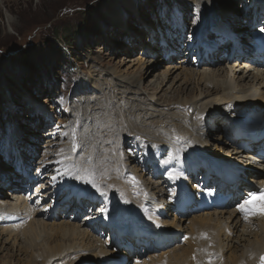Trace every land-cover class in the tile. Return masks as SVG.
I'll return each mask as SVG.
<instances>
[{
	"label": "bare ground",
	"instance_id": "1",
	"mask_svg": "<svg viewBox=\"0 0 264 264\" xmlns=\"http://www.w3.org/2000/svg\"><path fill=\"white\" fill-rule=\"evenodd\" d=\"M213 1L180 2L185 7L189 6V3H196L202 7L200 22L195 24L199 31L197 39L200 41V35L204 39L206 54L215 59L212 65L204 66V70L201 71L170 65L161 74H153L156 64L152 61L141 62L143 74L153 76L151 80L154 81L148 85H145V80H135L134 76L123 75L117 79L116 75L104 72L98 73V77L92 80L91 77L83 75L76 84L73 96L77 97L73 110L80 112L78 114L82 120L74 119V122L79 125L88 119L97 123L88 127L90 132L99 133L95 149L85 147L75 152L69 142L66 152L57 156L56 164L45 167L44 176L41 177L50 179L51 174L56 173L57 180L51 181V188L47 187L39 195L30 193V196H27L22 192V183H18V178L21 177L12 175L8 177L9 180L3 179L2 173L7 171L0 169V253L6 252L2 264H117L115 258L121 257L126 260V255L129 254L126 248L122 247L126 243L125 240L145 243L150 237L152 240L149 246L155 248L156 243L161 244L163 240L169 242L173 237H179V232L186 234L183 240L191 245V249L184 246L175 248L168 246L165 248L168 252L159 251L163 254L147 253L146 260L149 259L151 264H261L260 257L264 256L262 206L247 207L249 209L247 218L245 213L240 211L242 203L230 208H215L210 196L214 187L207 189L206 186L211 182L210 178L232 177L233 187H237L239 181L241 183L239 189L246 187L245 176L241 174L244 170H238L240 173L236 171V167L239 169L240 165L245 166L246 174L251 175L252 178H249L251 183H255L254 178L258 177V184L264 185L262 163L256 162L255 156L242 148L245 143L247 148H253L258 144L252 142V147H249L250 140L264 141V138L258 137L260 125L253 115L249 116L250 119L239 120L243 113L252 110L253 107H258L257 109L264 114V64L254 62V58L261 54L252 47L253 32L261 25L258 24V20L264 14V0H249L248 5L236 9L235 5L230 7L234 10L226 15L234 13L235 18L232 21L225 17L226 15L220 14L225 0ZM118 2H121L119 11L105 9L110 27L120 30L122 37L133 36L127 30L129 16L141 22L140 6L137 2L134 5L125 0ZM230 5L232 6L231 3ZM124 9L127 13H124L125 17H120L118 13ZM249 14L251 33L240 21H245ZM8 22L10 26H16L13 17L9 18ZM222 25L226 28H222ZM231 27L237 28L235 31L245 32L246 35L236 36L239 32L230 35ZM111 28L108 31L113 33ZM208 32H214L221 41L230 39L226 49L233 53L231 56L228 52V58L234 57L233 59H221L219 56L215 58L217 46L214 43L210 45ZM143 39L134 38L131 41L129 48L132 53L137 45H148L147 40ZM87 41H90L89 38ZM120 44V49H123L124 44ZM157 48L155 45L149 46L146 51L148 54H155L161 51ZM159 56H162V52L158 54ZM176 62L179 63L178 60ZM113 71L119 75L117 71ZM177 71L179 72L172 80V75ZM178 77L184 78L185 82L172 89L166 86L165 81L175 87ZM95 85H98V90L105 87L107 90L104 92L105 97L93 100L95 103L90 111L89 108L82 109L78 102H81L84 95L89 92L97 93V88H92L96 87ZM191 85L194 86V90L186 93ZM182 87L184 89H181ZM171 90L175 92L174 99L164 100L159 97L161 91L168 94ZM108 97L111 99L103 102ZM126 103L129 107L124 112L119 106ZM29 104L34 105V108L31 107V113L37 114L34 103L28 101L23 108ZM163 105L169 111L162 110ZM173 110L180 112L175 113ZM99 112H103L104 115L96 116ZM19 114V110H12L9 117L18 119L21 128L27 131L31 115L29 119L27 115L23 121ZM225 116L228 119H225L224 124H220V120L223 121ZM213 125L225 130L216 133V139L210 137ZM111 130L116 131V134L107 137L106 134ZM13 131L15 132L14 126ZM232 134L235 136L232 137ZM141 140L159 143L161 146L167 145L173 152L170 163L165 164V158L155 162V166L160 165L159 171H162L160 177H167L166 184H159L161 178L153 179L152 183L142 179V174L135 171L129 174L127 162L129 159L138 160ZM210 140L219 143L218 155L212 153L211 147L215 145L211 144ZM129 143H135L130 157L122 149ZM234 160L238 162L235 163ZM197 168H203L206 176L200 177L202 181L198 183V190H193L188 183L187 175L196 173ZM84 170H90L95 174L96 182L106 190L105 195H101L91 184L83 183L76 178L83 175ZM170 172L173 173V177L176 173L183 175L173 178L170 177ZM133 177L136 179L133 180ZM25 179L29 180L32 177L28 175ZM8 183L11 185H8L6 190L4 186ZM65 190L67 193L57 198L56 195ZM165 194L170 196L166 198L167 201ZM54 200H60L57 207H51L56 203ZM33 201L35 205L31 204ZM99 202L104 204L103 215L100 213L102 211L94 209ZM193 202H197L195 206ZM167 203L169 206L174 203V208H170L171 212H165ZM65 204L69 206L68 211H64L63 214L58 212L59 205ZM197 206L210 210L192 215L187 227L184 226L186 220L184 217L181 218L177 213L172 214L175 208L191 210ZM81 209L89 211L88 217L82 221L88 226L79 224L77 220L68 222L64 217L68 214H73L74 217ZM162 214L167 215L165 225L161 219ZM52 218L55 220H51ZM95 219V224L89 226L88 223ZM102 226L113 229L111 232L119 236L115 245L112 243L114 248L112 252L107 250L101 236L98 235ZM237 232L240 234L236 235ZM238 244H241V249ZM118 249H122V252L119 253ZM228 252L230 253L227 255Z\"/></svg>",
	"mask_w": 264,
	"mask_h": 264
},
{
	"label": "rangeland",
	"instance_id": "2",
	"mask_svg": "<svg viewBox=\"0 0 264 264\" xmlns=\"http://www.w3.org/2000/svg\"><path fill=\"white\" fill-rule=\"evenodd\" d=\"M125 1L129 4L133 3V5L137 2L140 6L142 17V21L139 22L129 16V28L127 26V30L131 32L129 34L133 35L129 37L128 35L127 37H122V35L120 36V30L117 31L111 28L108 14L105 13L107 9L119 11L121 2H118V0H105L104 2L103 0H0V169L7 171L3 172L2 176L15 175L17 178L21 177V179H24L22 177H24L25 173L30 174L35 180L31 185H27L31 188L33 187L31 189L32 195L43 193L47 187L51 188V178H42L45 167L56 164L57 156L62 152H66L69 142H71L70 147L75 152L85 147L95 149L97 145L99 133L90 132L88 128L90 125L94 126L97 123L88 119L83 120L79 125L74 122L75 120H82L79 117L80 112L73 110V104L77 98L73 96L76 84H78L83 75L87 78L91 77L92 80L98 77V73L104 72V74L116 75L117 79L123 75L134 76L135 80H145V85H148L154 80H151L153 78L152 74H143V68L140 66L144 62L152 61L155 63L156 68L153 74H161L170 65L185 66L192 70L201 71L204 70V66L212 65V61L215 60L205 54L206 50L203 40L201 38L200 41L197 39L199 31L195 24L200 22V13L202 11L200 5L189 3V6L185 7L183 3H180L184 2V0ZM216 1L221 0H214L213 2ZM238 1L225 0L221 6L220 14L232 13L239 6L244 7L250 3L249 0ZM233 6L234 9L230 8ZM124 13H127L125 9L119 12L118 15L125 17ZM12 17L16 22V26L13 27L8 24L9 18ZM225 17H228L231 21L235 18L234 13ZM250 17L251 15L249 14L245 21L240 20L241 24L249 32ZM150 25L152 26L148 27ZM109 28H111L113 33L108 31ZM236 29L233 28V32ZM153 31L156 33L154 32L151 35ZM236 32L239 31L237 30ZM108 33L109 35H107ZM104 34H106L105 37ZM244 34L246 35L245 32H239L238 35ZM207 37L212 42H215L217 38L214 32H208ZM88 38L90 41H87ZM134 38H145L148 45H137L132 53L129 45H131V41ZM126 42L127 44H125ZM152 42H155V44H152ZM118 43L124 44L125 49H120L121 44L119 45ZM226 43L222 42L221 45ZM115 44L118 46L117 50L115 49ZM153 45L157 46V49L161 51H157L155 54H148V51H146L147 47ZM141 47H143L142 50ZM161 52L162 56L158 57ZM227 52L229 51L223 46L218 51L216 50L215 58L217 56L221 59L228 58ZM207 58H210L211 61ZM177 60L179 63L176 62ZM221 65L223 66L224 62ZM113 70L117 71L119 75ZM179 71L172 75V80ZM171 79L169 83L172 82ZM85 81L87 82L88 79ZM183 82H185V79L178 77L175 81V87L173 84H167L168 82L166 81L165 84L172 89V87L176 88ZM95 86L91 87L98 90V85ZM181 89L184 88L182 87ZM191 90H194L192 85L186 93ZM105 91L107 90L103 87L97 93L89 92L84 95L82 101L78 102V104L82 109L87 110L89 108L88 110L90 111L95 103L93 100L104 98ZM160 93L159 97L164 100L175 98L173 90L168 94H165V91ZM109 99L111 97L105 98L103 102H108ZM28 101L29 103H34L40 112L35 108V113L37 114L31 113V107L34 108L32 104L23 108L26 103L28 104ZM128 107L129 104L126 103L119 106V109L125 112ZM161 108L164 111H169L165 109L164 105ZM12 110H19V117L23 121H25L24 119H26L27 115H29L28 119L31 115L28 120L27 131L21 128L18 119L9 117ZM173 111L175 113L180 112V110ZM100 113H96V116L104 115L103 112ZM223 118V121L220 120V124H224L225 119H228L227 116ZM30 121L32 122L30 123ZM215 122L218 123L217 120ZM13 126L15 132L13 131ZM211 131L213 132L210 135L211 139H216V133L225 130H222L219 126H214ZM27 132H35L36 134L28 135ZM16 133L17 135H15ZM115 134L116 131L111 130L106 136L112 137ZM234 136L232 134V137ZM210 141L211 144L215 145L211 147L212 153L218 155L219 148L217 147H220L219 143L216 140ZM134 145L135 143H129L124 146L122 148L123 152L125 154L128 153L127 155L130 157ZM139 147L138 160L132 161L129 159L127 162L128 169H130L129 174L135 171V173L142 174V179L152 183L157 178H161L160 180L162 181H159V184L164 185L166 177L157 175V171H162H159L160 165L155 166V162L164 158L169 160L170 157L172 158L173 152L167 145L161 146L159 143L154 144L147 140H141ZM234 161L235 163L238 162V160ZM203 173L204 170L202 168H197L196 173L187 175L188 183L193 187V190H198L197 187L200 184V177L203 176ZM55 174H51V177L55 176ZM207 187L213 188V181ZM32 190H38V193L32 192ZM22 191L27 194L30 193L24 188ZM51 191L53 192L52 189ZM65 193L66 191L56 196L61 198ZM166 198H170V196L165 194V201H167ZM58 203L59 200L52 205L56 206ZM99 203L98 207L104 211V204ZM163 203L164 201L161 202V204ZM196 203L193 202L194 206ZM165 208V212H169L170 208H174V203L171 206L167 203ZM198 208L199 206L191 210L175 208L172 210V214L177 213L181 218L184 217L186 219L184 226L187 227L192 215L209 211ZM68 215L64 216L68 222L77 220L79 224L86 226L85 223H82V219L87 218L86 211L75 219H71L73 214ZM166 218V215L161 216L165 224ZM51 220L55 219L52 218ZM115 234L111 230H105L104 226L98 234L101 236L102 241L106 243L105 245L103 243V245L111 252L114 249L112 243H115ZM238 234L240 232H237L236 235ZM179 235V237H173L168 246H173L174 248L184 246L191 249V245L183 240L186 234L179 232ZM236 235L234 234V236ZM238 245L239 249H241V244ZM163 250V253L168 252V249ZM118 252L121 253L120 251ZM5 253H0V264L4 262ZM163 253L158 251L149 255ZM142 259L145 261L136 260V262H133L132 260L126 261L121 258L118 261H122V264H150L146 257Z\"/></svg>",
	"mask_w": 264,
	"mask_h": 264
},
{
	"label": "snow or ice",
	"instance_id": "3",
	"mask_svg": "<svg viewBox=\"0 0 264 264\" xmlns=\"http://www.w3.org/2000/svg\"><path fill=\"white\" fill-rule=\"evenodd\" d=\"M262 31H264V29H262ZM171 159L172 158L170 157V159L164 161V163L165 164L170 163V160ZM169 175H170V177H173V173L170 172ZM181 175H183V173H176L173 178H179ZM76 178L79 179V180H81L83 183L91 184L94 188L97 189V191L100 192L101 195H105L106 194V190L103 189L101 187V185L96 182L95 174L92 171H90V170H84L83 175H78ZM135 179L136 178L133 177V180H135ZM51 180L53 182H55L57 180V177L56 176H52L51 177ZM246 203L247 202H245V204H241L240 205V211L245 213V218H247V216L249 214V209L246 207ZM253 214H255V213H253ZM149 219H152V217H149ZM157 226L159 227L160 225L157 223ZM260 260H261V264H264V256H261L260 257Z\"/></svg>",
	"mask_w": 264,
	"mask_h": 264
}]
</instances>
